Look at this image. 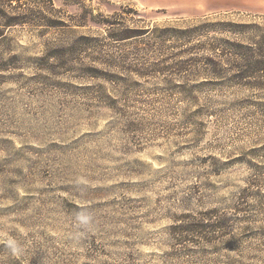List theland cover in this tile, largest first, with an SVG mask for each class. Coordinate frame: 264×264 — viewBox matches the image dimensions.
I'll return each instance as SVG.
<instances>
[{"label": "rangeland", "instance_id": "rangeland-1", "mask_svg": "<svg viewBox=\"0 0 264 264\" xmlns=\"http://www.w3.org/2000/svg\"><path fill=\"white\" fill-rule=\"evenodd\" d=\"M0 4L9 17L37 12L24 26L0 17V264H264V151L251 155L264 145V93L158 73L198 40L154 31L264 24V11L199 0ZM134 28L151 33L109 34ZM247 191L248 217L228 238L183 230Z\"/></svg>", "mask_w": 264, "mask_h": 264}, {"label": "trees", "instance_id": "trees-1", "mask_svg": "<svg viewBox=\"0 0 264 264\" xmlns=\"http://www.w3.org/2000/svg\"><path fill=\"white\" fill-rule=\"evenodd\" d=\"M4 1L12 0H0V3ZM2 9L0 6V17L5 18V28L15 25L24 26L26 23L34 22L35 19L32 17H37V12L33 10L29 11V15L15 14L16 16L9 17ZM108 23L104 21L103 25ZM113 31L109 34L115 40H129L151 33L144 28ZM154 31L164 36H177L178 39L198 40L196 45L187 48V51L169 56L171 65L164 63L162 68H157L158 73L168 72L184 77L212 75L223 78L234 86H245L264 93V24L203 20L186 28L170 27L166 30ZM3 36L4 33H1L0 39ZM200 50H207L209 53L200 56L197 53ZM184 56L187 58L185 59ZM261 151H264V145L261 150H253L251 155L259 156ZM251 195L250 191L241 195L238 204H235L230 211L221 212L214 209L206 212L199 219H187L183 230L186 233H196L202 240L219 237L220 241L228 238L240 224L241 218L246 215L248 217L245 204Z\"/></svg>", "mask_w": 264, "mask_h": 264}, {"label": "crops", "instance_id": "crops-1", "mask_svg": "<svg viewBox=\"0 0 264 264\" xmlns=\"http://www.w3.org/2000/svg\"><path fill=\"white\" fill-rule=\"evenodd\" d=\"M209 11H264V0H199Z\"/></svg>", "mask_w": 264, "mask_h": 264}]
</instances>
